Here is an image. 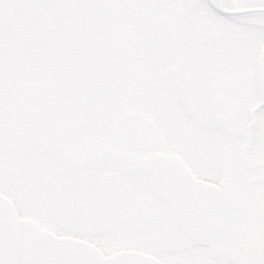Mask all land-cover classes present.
Here are the masks:
<instances>
[{
	"label": "snow or ice",
	"instance_id": "6c2138e0",
	"mask_svg": "<svg viewBox=\"0 0 264 264\" xmlns=\"http://www.w3.org/2000/svg\"><path fill=\"white\" fill-rule=\"evenodd\" d=\"M0 264H264V0H0Z\"/></svg>",
	"mask_w": 264,
	"mask_h": 264
}]
</instances>
